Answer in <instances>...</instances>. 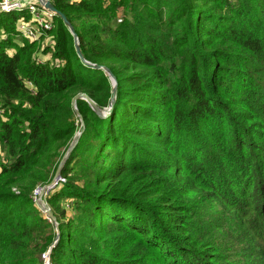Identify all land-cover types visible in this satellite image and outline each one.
Listing matches in <instances>:
<instances>
[{
	"label": "trees",
	"instance_id": "1",
	"mask_svg": "<svg viewBox=\"0 0 264 264\" xmlns=\"http://www.w3.org/2000/svg\"><path fill=\"white\" fill-rule=\"evenodd\" d=\"M52 1L83 60L59 17L51 66L30 64L35 44L9 54L28 16L0 15V264H264V0ZM111 76V114L78 100L82 126L73 99L108 109ZM78 133L45 199L57 231L33 195ZM227 174L257 196L249 223L217 190ZM198 197L230 210L208 239ZM232 225L249 244L222 245Z\"/></svg>",
	"mask_w": 264,
	"mask_h": 264
},
{
	"label": "rangeland",
	"instance_id": "2",
	"mask_svg": "<svg viewBox=\"0 0 264 264\" xmlns=\"http://www.w3.org/2000/svg\"><path fill=\"white\" fill-rule=\"evenodd\" d=\"M52 4H53V1H52ZM120 17L121 16H119V18ZM118 22H120V20ZM3 32L4 31H2L1 33ZM53 34H54V31L48 33L41 42L32 43L24 39V37H22L21 35H18V32L16 31V35L11 38V42L13 43L15 47L11 48L12 50L9 51V54L13 53L16 50V47H22L26 43L33 44V45L35 44L34 50L29 55L30 64L35 65V66H39V65H42V66L50 65L51 66L53 62L50 57V53L52 52V47L50 46V42H51ZM20 76L21 78L24 79L23 81L25 82V86L31 92H33V94H35L34 86H32V83L28 81L27 78L25 77V71L21 70ZM0 161L2 164H4V162L7 161V157L4 154V149L2 148L1 145H0ZM211 166L214 168L215 166H219V165L211 160ZM219 167H220L219 169H223L224 171H227V172H230L233 170V168L227 167L225 165H221ZM55 177L56 175H54L53 179H55ZM58 179H59L58 180L59 182L61 177ZM210 179H213V178H211L210 176L208 183H211ZM214 179H220L219 182H222L223 185H225V187L218 186L217 190H219L220 193H223L224 198H226L225 200L227 203V207H231L233 205H235V207L238 206L239 211L241 209L243 212V213L240 212L241 219H242V216L244 215V220L247 223L251 222L252 215H249L248 213L251 209V206L257 201V196L255 193L249 192V190L246 187H244L245 180H243V178H239V180L232 179V177L228 174L223 175L222 177H215ZM41 188L43 187H40L39 190ZM237 188H238V192L235 193V189ZM47 195L43 196V201L45 204H46L45 199ZM235 195H237L236 199H235ZM34 198H35V194H34ZM38 199H40V193L37 195V200ZM204 199H205L204 197H198L192 203V208H191V211L189 212V223L193 226L202 228L204 235L208 239V237L210 238L214 234V231H216L217 229L221 227L226 226L227 217H230L229 215L230 210L228 208H222L218 203L205 204ZM262 201L264 203V195H263ZM63 203L67 204L69 202L65 200ZM46 218L48 219V217ZM229 228L238 229L234 225L229 226ZM227 229H224L221 232L218 231L216 234L219 241L222 242V245L224 247H230V246H233L234 244L236 245L239 244V246H241L243 243L241 244L240 242L244 241V238H245L244 243L246 244L250 243L249 239H247L248 237H250L249 232L244 229H238V234H234L233 236H231V234L229 233V238H227L226 241H223L221 238V235L224 233L225 230L227 231ZM254 233H257L258 235H262V233H260V231L258 230L254 231Z\"/></svg>",
	"mask_w": 264,
	"mask_h": 264
},
{
	"label": "built area",
	"instance_id": "3",
	"mask_svg": "<svg viewBox=\"0 0 264 264\" xmlns=\"http://www.w3.org/2000/svg\"><path fill=\"white\" fill-rule=\"evenodd\" d=\"M12 13L24 14L26 17L28 16V19L23 18L19 20L16 25L18 35H21L27 41L41 42L48 33L55 29L56 14L41 5L39 0H0V15ZM40 190L37 189L35 191V198L33 195V200L37 207L41 205L40 199L37 200V195L40 193ZM50 190H47L45 195H47ZM42 258L45 264L50 261L49 254L43 255Z\"/></svg>",
	"mask_w": 264,
	"mask_h": 264
},
{
	"label": "water",
	"instance_id": "4",
	"mask_svg": "<svg viewBox=\"0 0 264 264\" xmlns=\"http://www.w3.org/2000/svg\"><path fill=\"white\" fill-rule=\"evenodd\" d=\"M40 4L43 5L45 8L49 9L50 11L54 12L56 14L57 17H59L63 22L64 24L68 27L70 33L72 34V36L74 37V41H75V45H76V50H77V53H78V56L81 60H83V57L81 55V52H80V49H79V41H78V37L77 35L75 34V31L73 29V27L71 26V24H69L68 20L66 19V17L60 13L55 7L54 5L51 3V1L49 0H39ZM104 71L108 74L109 71L105 70ZM112 78V84H113V91H112V100L110 102V106L108 109H105V110H101L99 109L86 95H80V96H77L76 98L73 99V107L75 109V112L76 114L78 115V117L80 118V121H81V124L82 126L84 125L83 124V120L82 118L79 116L78 114V111L76 109V103L78 100H84L86 101L90 107L93 109V111L99 116V117H108L114 106H115V99H116V86H117V83L115 81V79L111 76ZM81 136V133H78L76 138H75V141L73 142V144L71 145V147L68 149V152L67 154L64 156V158L62 159L57 171H56V177L55 179H53L48 185L44 186L43 188H41L40 190V204L38 207L39 209L42 211L43 214L46 215V217H48V220L55 225V228L56 230L58 231V223L54 217V215L51 213V210L49 209V207L44 203L43 201V196L45 195V193L47 192V190H50L52 188H54L58 182V178L61 177V171L63 169V166L64 164L66 163L67 161V158L69 157L70 153L73 151V149L75 148V146L77 145L78 143V140H79V137ZM59 238V237H58ZM57 238V240H58ZM46 264H50V261H48Z\"/></svg>",
	"mask_w": 264,
	"mask_h": 264
},
{
	"label": "crops",
	"instance_id": "5",
	"mask_svg": "<svg viewBox=\"0 0 264 264\" xmlns=\"http://www.w3.org/2000/svg\"><path fill=\"white\" fill-rule=\"evenodd\" d=\"M31 1H34V0H31Z\"/></svg>",
	"mask_w": 264,
	"mask_h": 264
}]
</instances>
